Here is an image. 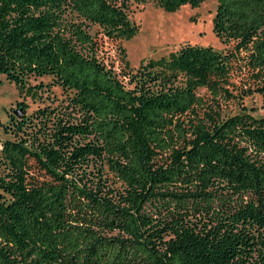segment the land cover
Segmentation results:
<instances>
[{
    "label": "trees",
    "instance_id": "16d2710c",
    "mask_svg": "<svg viewBox=\"0 0 264 264\" xmlns=\"http://www.w3.org/2000/svg\"><path fill=\"white\" fill-rule=\"evenodd\" d=\"M217 4L224 51L185 44L134 69L126 0H0V74L20 97H64L9 116L0 264H264V0ZM253 94L260 117L222 116Z\"/></svg>",
    "mask_w": 264,
    "mask_h": 264
},
{
    "label": "rangeland",
    "instance_id": "374dc122",
    "mask_svg": "<svg viewBox=\"0 0 264 264\" xmlns=\"http://www.w3.org/2000/svg\"><path fill=\"white\" fill-rule=\"evenodd\" d=\"M217 3L218 0H205L197 8L184 6L170 13L160 8L154 0H126L129 19L139 27L137 35L132 39L120 42L126 50L130 67L136 69L149 59L167 57L170 52L185 44L211 46L217 51H224L225 46L213 32ZM91 33L95 34L96 29L93 28ZM104 47L109 56L117 58L110 43L106 42ZM49 82L47 77L30 79L32 86ZM198 93L203 95L204 90H199ZM63 100L62 91L56 87H47L46 91L38 93L35 98L24 95L20 97L16 86L0 74V148L5 139H13V135L7 133L5 127L10 124V115L17 118L15 111H22L19 103L24 102L28 106L25 113L30 115L38 108L56 107ZM261 106V96L253 94L244 98L241 104H225L221 113L224 117L244 112L260 117L263 114ZM116 186L119 187L120 184Z\"/></svg>",
    "mask_w": 264,
    "mask_h": 264
},
{
    "label": "water",
    "instance_id": "95a60500",
    "mask_svg": "<svg viewBox=\"0 0 264 264\" xmlns=\"http://www.w3.org/2000/svg\"><path fill=\"white\" fill-rule=\"evenodd\" d=\"M21 113H22L21 110L15 111V114L17 115V117H20L21 116Z\"/></svg>",
    "mask_w": 264,
    "mask_h": 264
}]
</instances>
